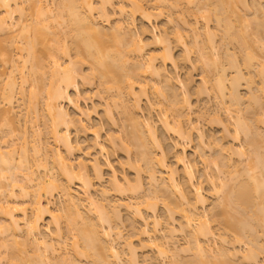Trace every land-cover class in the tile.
Masks as SVG:
<instances>
[{"label": "bare ground", "instance_id": "bare-ground-1", "mask_svg": "<svg viewBox=\"0 0 264 264\" xmlns=\"http://www.w3.org/2000/svg\"><path fill=\"white\" fill-rule=\"evenodd\" d=\"M119 1L0 0V213L4 217V221L0 219L3 221V223L0 221L1 241L4 242L0 241V248L3 247L5 250L7 247L11 248V250L7 249V252L4 251V255L8 253V258L3 254H0V258L11 260V262L7 260L9 264H80L79 260L83 258L81 256L84 258L86 256L87 259H89L88 257L92 259V262L90 261L92 264H122L121 251L119 252L117 246L123 236L120 230L121 210L125 209L133 210L134 215L142 222L140 228L137 226L135 228L132 225L133 235L124 243L127 248L123 243L121 244L127 250L128 261L127 259L126 261L130 264L138 263L136 257L139 249L144 250L152 245L160 258L162 256L167 258L168 255L172 257L170 259V256L168 257L170 260L168 264H262L264 258L259 261L260 254L257 255V252L263 251L262 246L264 245L260 246L262 242L260 241V244L258 242L260 237L257 236V227L261 228L260 231L264 234V146L259 145L264 141V135L262 136L263 140L261 136L259 138L258 129L255 130L254 126L252 125V127L248 123L251 121V117L246 120L245 115L248 116L252 113L251 108L255 104V108L262 104L261 107H258L260 110L264 109V60L260 59L261 61L256 62L259 65L256 66L259 70H255H258L256 74L257 76L259 74L260 81L258 82L261 86L256 87L257 94H255L252 90L255 87L251 88L254 80L250 78L253 77V72L250 71L256 64L252 65L254 59L252 60V55L246 53L250 52L249 50L245 51L247 47H242L245 57L243 68L246 67L249 70L247 72L252 75H248L250 81L246 78L249 105L242 108L246 99L239 91L241 82L239 79L243 80L245 77L242 65L236 61L237 58H235L236 62L234 61V55L230 58L227 48V55H223V57L225 56L226 59L229 57V61L225 60L228 62L227 65L233 62L231 67H234L235 75H232V81L228 79L231 81L228 83L229 87L226 86L227 69L224 65H227L221 62L222 56L219 54L221 44L219 46L218 42H215L214 32L216 31L209 25L213 19L212 14H214V21L221 31L218 30V27L215 28L222 32L221 36L225 38L226 44L235 40L240 42V39H242L241 42H245L244 35L248 37L249 31H244L243 28L250 29L252 19L254 22H260L257 25L252 21L255 24V29L251 33L254 34V38L256 37L254 43L264 53V19L258 21L254 17L256 14V16L262 14L264 18L262 13L264 7L261 6V0L253 1L255 4L257 3L256 5L252 4L257 9H255L256 7L251 8L252 2L250 3L249 0H216V2L215 0H203L204 2L197 0L199 4L202 1L201 6L198 2L193 6L194 0H185L189 1V3L184 1L187 6L192 4L189 8L194 9L197 6V12L203 10L204 13V10H207L204 16L201 13L203 17L200 14L206 22L203 27H198L196 19L194 20L196 22L182 20L181 25H178L182 28L175 27L174 29L178 30L171 33L174 36L169 33L167 35V30H162L164 33L157 32L149 35L147 26H153L154 16L161 15L164 6L167 5L171 9L177 8V3L181 0H152L150 7L145 6L141 0ZM210 6L209 10L212 11V14L211 11H208ZM160 7L162 8L160 9ZM261 8L262 11H260ZM253 10H257L259 13L254 11L255 13L252 15L251 11ZM229 14L234 16L232 19L238 20H235L236 22L245 23V25L240 23L242 25L238 28L243 30L237 32L238 26L235 27L234 23L236 22L230 19L231 15L229 17ZM113 16H117L115 24L113 23L114 25L112 24L109 29H111L112 37L116 39V42H120V38L124 41L123 38H125L128 43V51L125 47L126 54L125 49H111L107 45L93 41V35H101L105 29L97 19H104L108 25ZM247 17H251L249 18L251 20ZM137 18L142 20L143 25L141 29L134 31L132 26L135 25ZM248 21L249 23H247ZM182 30L190 32L192 49H195L198 55L196 61H200L204 73H207L206 70L211 71L212 66L216 69L213 68L214 71H217L215 72L216 78L212 80L214 83L211 84L213 89L217 90L216 94L218 93L219 99L221 98L219 100L221 103L216 111L211 112L212 118L208 116L210 118L208 121L218 123L222 128V136L217 143L206 140L205 134L197 126L198 122L195 124L191 119L193 104L189 100L188 94L189 88L194 82L191 70L195 68V64L191 59L193 57L190 56L191 46L189 47V43H186ZM70 35L80 40L76 44L74 54L65 43ZM249 35L251 34L249 33ZM221 43L222 46L225 45L223 42ZM175 45L182 49L180 57L174 55ZM147 48L155 49L154 53H147ZM250 54L252 53L250 52ZM130 55H133L134 58L132 56V59ZM261 55L264 57V54ZM225 61L224 63H226ZM179 67L190 71L183 77L173 75L172 73ZM85 68L88 73H85ZM95 75L101 77V85L108 94V100L104 104L103 120L92 124L91 115L94 113V109L84 108L77 104L72 96V91L79 93L80 85L90 83ZM144 77L153 82L151 85L153 94L159 99L162 98L161 102L166 101L165 97L167 98L168 95L170 101L166 102H170L171 107L164 110L157 107V104H161V102L160 100L157 103L152 101L148 94L150 82L144 80ZM29 80H32L31 86L35 89L45 91L43 111L47 120L44 124L48 128V134H51V137L64 148L65 153L71 155L78 147V144H74L70 139L71 130L92 134L93 141L88 147L91 150L88 153V159H78L75 163L76 160L68 159L60 149L53 152L50 150L49 143L42 141L40 126L35 127L41 116L37 102L33 101L37 93L33 90L29 100L24 99L27 91L26 84ZM208 80L206 76L202 77V84L195 87L196 91L194 89L195 94L200 96L204 93L208 94ZM176 86L183 91L182 98H179L180 96L175 90L178 88ZM208 89L210 88L208 87ZM227 89L228 91H226ZM258 91L261 92V95ZM18 94L20 97L17 98ZM227 98L230 102L227 101ZM19 100H23L24 103L18 104L21 111L15 112V107H17L15 104ZM64 102L72 106L74 113H70L63 106ZM227 102L230 105H227ZM255 108L253 107V111ZM156 109L159 112V124L163 131L174 135L175 141L172 142V150L175 153V160L173 165L167 161L168 154L164 148V142L159 136L156 123L153 120L152 113ZM113 110L119 111L123 115L124 121L128 122L130 129L128 128V131L126 129V136L129 139L127 142L132 143L137 151L138 159L136 160L139 164L135 162L136 160L134 161L136 164L131 163L133 160L130 162L129 159L127 162L128 167L135 171V183L126 175L119 176L108 159L104 162L101 161V157L107 154L108 149L115 150L118 145L125 152H129L127 143H124L125 145H122L121 142L118 143L117 137L113 133L106 135L105 141L100 140L103 124L115 125ZM145 111H148V114L144 116ZM219 111L223 112L224 119L221 118L223 115L219 114ZM168 112L175 116V119L170 120ZM254 113L257 115L258 112ZM254 113H252L253 116ZM262 113L264 112L262 111ZM262 113L260 112V115ZM260 115L254 116L255 118L252 116L254 118L252 119L258 121ZM203 116H206L205 112H201L198 117L202 120ZM226 118V121L231 122L234 126L232 132L225 122ZM249 119L250 121H248ZM261 120L258 123H264V116ZM29 124L33 126L31 134L28 131ZM194 133L199 142V158L205 165L210 163L208 160L210 156H207L206 153L207 149L212 145H217V155H214L210 164L216 167L215 170L218 173L206 175V181L214 193L213 197L215 194L218 195L217 199L215 197L217 201L214 199L215 203H209L208 196L203 193L202 186L194 183L193 170L187 160L185 148L180 144V142L190 140ZM229 138L235 142L240 141L241 145L243 141H246L248 150L251 152H249L250 155L243 150V145L230 144L227 141ZM242 139L243 141H241ZM50 162L59 171L57 175L59 173L60 178L51 175V170L48 169ZM140 162L144 164V167ZM34 167L43 170L44 175H36ZM52 167L54 168V166ZM105 167L111 173V190L121 194L120 196L130 193L132 197L139 196L145 190L142 191V175H140L144 168L152 191L149 189L147 197L144 193L136 205L142 203L140 207L144 206V210L150 213L156 211L158 201H163L161 205L163 204L162 208L166 218L164 228H160L161 220L155 216L156 212L148 215L152 218L153 228H150V222L142 212L143 208L140 209L133 204L134 202L121 200L114 204L109 201L97 204L91 194V189L94 180L99 182L104 180ZM219 174H221V178L224 174L226 175L223 176L224 179L227 176L230 179L228 177V180L221 179ZM239 178L242 180L238 181ZM74 182H77L85 193L83 200L89 205L88 214H91L90 216L87 213L85 215V210L81 209L83 200L71 192L69 184ZM56 190H59L61 196L64 197L65 205L55 211L52 208L51 199L54 196L53 191ZM220 193L224 195L221 196ZM103 195H106V190L103 191ZM172 197H176V200ZM155 200H157V204ZM214 211L217 212V216L218 213L222 216V220L220 218L221 226L224 225L222 228L227 235L232 234L230 235L232 241L226 238V234L217 235L213 231L214 229L210 226V215ZM92 212H95L93 214H95L96 220L91 217ZM62 217L67 220L68 229L72 230L69 231L75 232L73 237L75 239L72 238L71 242L72 252H74L72 254L74 257L70 256L71 260L66 256L69 255L68 251L63 254L66 250H62L67 246H65V236L61 230ZM117 222L120 224L118 225ZM180 232H186L191 239H187L188 244L186 243L185 248L190 252L191 248L194 249V255H191L192 259L187 257L188 259L184 260L182 257L183 260H180L181 252L179 253L178 250L180 247L177 248L176 239H174ZM259 234L261 235V233ZM76 236L83 242V248L80 247V241ZM133 237L136 239L133 240ZM216 237L220 238L221 245L219 247H213L209 242L212 239L214 241ZM8 239L10 241L7 244ZM243 239L249 240V242L244 240L245 249L238 247ZM16 244L21 247L14 248L17 247ZM190 244L192 245L190 246ZM254 247L259 250L256 251ZM181 249L183 250V248ZM17 251L19 253L21 251L20 255L16 254ZM260 253L262 252L260 251ZM9 256L13 259H10ZM162 264H164L163 261Z\"/></svg>", "mask_w": 264, "mask_h": 264}, {"label": "rangeland", "instance_id": "rangeland-1", "mask_svg": "<svg viewBox=\"0 0 264 264\" xmlns=\"http://www.w3.org/2000/svg\"><path fill=\"white\" fill-rule=\"evenodd\" d=\"M24 1V0H23ZM117 2L119 1V0H116ZM185 0H181L180 2H178L177 3V8H168V6L166 5V6H164V7H167V8H164L163 6V8L162 7H160V9L162 8V10L163 11H161L162 13H161V15H159V16H154V18H153V26H150V25H148L147 26V29H148V34L149 35H153L154 33H157V32H160V33H164V32H162V30H167V35H173V34H171V33H174L175 32V30H178V29H181L182 27L181 26H179L178 27V25L180 24L181 25V23H182V20H187L188 22H198V24L197 25H199L198 27H203L204 25H205V22L206 21H204L205 20V18L203 19L202 17L205 15V11H207V10H204V13L202 12V11H199V12H197L196 11V8H197V10H198V7L197 6H195L196 8H189L190 7V5L192 6V4H190V5H188L187 6V4H185V2H188L189 3V1H185ZM195 2H193V6H194V3L196 4V2H198L197 0H194ZM203 1V0H202ZM202 1H200V4L202 3ZM250 1V3H251V5L253 4H255L253 1L254 0H249ZM259 1V0H258ZM263 1L264 0H261L260 1V3H262L261 4V6L262 7H264V3H263ZM120 2V1H119ZM141 2L145 5V6H147V7H150L151 5H152V0H141ZM174 2V1H173ZM204 2V1H203ZM215 2H216V0H215ZM198 4H199V2H198ZM199 4V5H200ZM257 4V3H256ZM255 4V5H256ZM197 5V4H196ZM253 5H252V9L253 8H255L256 6H254L253 7ZM188 7V9H190V10H188L187 9V7ZM201 6V5H200ZM199 6V7H200ZM258 6V5H257ZM214 7V6H213ZM259 7V6H258ZM201 8V7H200ZM187 9V10H186ZM209 9H211V6L208 8V11H211V10H209ZM255 9H257V7L255 8ZM264 9V8H263ZM183 10V11H182ZM199 10H201V9H199ZM213 10V9H212ZM255 10H253V11H251V14H252V12H253V14L252 15H254V13L257 11H255ZM260 11H262V8L260 9ZM183 12V13H182ZM203 14V16H202V14ZM206 13H208V12H206ZM211 14H212V11L210 12ZM214 13V12H213ZM256 13H259V11H257ZM263 14H264V10H263V12H262ZM200 14H201V16H200ZM209 14V13H208ZM207 14V15H208ZM206 15V16H207ZM210 15V14H209ZM214 14H212V20L209 22V25H210V27H212L211 29H213L214 31H216V32H214L215 33V35H216V37H215V42H218V45L220 46V44H221V47H219V54H220V56H222L221 57V59L223 60V58H224V60L222 61L221 60V62H223V64H226L227 65V61H225V60H228L229 59V57H227L228 59H226V57L224 56L223 57V55H227V53H226V49L228 48V50H229V56H230V58L234 55V61H235V58H237L236 59V61L237 62H239L238 64L239 65H242L241 66V68H243V62H244V50H243V52H242V47H247V49H245V51L246 50H249L252 54H250V52H246L248 55H252L251 56V58H252V60H253V64L252 65H255L253 68H251L252 70L250 71V72H253L252 74H253V77H250L251 79L253 78V80H254V84L253 85H251V88L252 87H255V88H252V90H253V92H255V94H257V90H255L256 89V87L258 88V87H260L261 85H260V82H258V81H260L259 79V74H258V76H257V74L256 73H258V70H259V68L258 67H256L257 65H258V63H256V62H258L260 59L263 61L264 60V57H263V55H261V54H264V53H262L263 51H261V49L258 47V45H256L255 43H254V39L256 38H254V34L252 35V33L251 32H253V29H255L254 27H255V24H253L252 23V21L254 22V20L252 19V21H250V24L252 25H250V29L247 27V28H243V29H245L244 31H246L247 30V32H248V37L246 36V35H244V37H245V42H241V40L242 39H240V42H236V40L235 41H232V42H227L228 43V45H227V43L225 44V38L223 37V36H221V35H223L222 34V32H219V31H221L220 29H219V27L217 26V24L215 23V21H214V19H215V17L213 16ZM230 15H231V17H230ZM252 15H250V16H252ZM257 15V14H256ZM254 16L256 19L255 20H263L264 18L262 17V14H258V16ZM211 16V15H210ZM117 16H113V17H111V21L109 22V24L107 25L106 23V21L104 20V19H100V18H98L97 20H98V22L100 23V25L101 26H103V27H105V29H104V33L103 34H101V35H93V41H95V42H97V43H102V44H104V45H107V46H109L111 49H114V48H118V49H121V50H123V49H125V47H126V49H127V51H128V43L125 41V38H123L124 39V41L120 38V40L122 41V43H121V41L120 42H116L115 40L116 39H114L113 37H112V34H111V29H109V27L111 28V26H112V24L114 23L115 24V18H116ZM229 17H230V19L231 20H233L234 22H236V21H238V20H236V19H232V18H234V16L232 17V14H229ZM262 17V18H261ZM172 19V20H170V19ZM248 18V17H247ZM249 18H251V17H249ZM248 18V19H249ZM252 18H253V16H252ZM196 19V21H194ZM198 19V20H197ZM169 20V21H168ZM236 20V21H235ZM249 20H251V19H249ZM170 21H172L171 23H170ZM241 21V20H240ZM204 22V23H203ZM256 22V21H255ZM254 22V23H255ZM233 23V22H232ZM240 23H242V24H244L245 25V23H243V22H240ZM240 23H238V22H236V23H234V25H235V27H236V25L238 26L237 27V29L238 28H240V26L242 25V24H240ZM247 23H249V21L247 22ZM246 23V24H247ZM257 23V25H259V23L260 22H256ZM103 24V25H102ZM113 24V25H114ZM142 25H143V23H142V20L140 19V18H137V19H135V25H133L132 26V29L135 31V30H139V29H141L142 28ZM212 25V26H211ZM154 26H155V28H154ZM247 26V25H246ZM175 27H178V29L176 28V29H174ZM181 27V28H180ZM215 27H218V30H217V28H215ZM245 27V26H244ZM257 27V26H256ZM235 29V28H234ZM243 29H241V30H243ZM132 30V31H133ZM202 30V29H201ZM240 29H238V31L235 29V31H237V32H239V31H241ZM257 30V29H256ZM256 30H254V32H256ZM184 30H182V33H183V36H184V38H185V41H186V43L188 44L189 43V47H190V49L192 50L191 51V54H190V56L191 57H193V58H191V59H193L192 61L194 62V64H195V68H193L192 70H191V77L193 78V84H191V86H190V88H189V94H188V98H189V100L192 102V104H193V112H192V114H191V119L193 120V122L196 124L197 122V126H199V128H201V130L203 131V133L205 134V136H206V140H211V141H214V142H218L220 139H221V136H222V128H221V126L218 124V123H214V122H210V120L208 121V119H210L208 116H212L213 114L211 113V112H213L214 110L216 111V109L217 108H219V104L221 103V102H219V100H221V98L219 99V95H218V93L216 94V91L213 89V83H214V81H212L213 80V78L215 79L216 78V76H215V72H217V71H214V67L212 66L211 68V71L209 70H206L207 71V73L205 72L204 73V71H203V67H202V64L200 63V61L198 60V61H196V59H198V55H197V51H195V49L193 50L192 49V45H191V43H192V39H191V37H190V32L189 31H184ZM202 32H203V30H202ZM243 32V31H242ZM241 32V33H242ZM169 33V34H168ZM240 33V34H241ZM249 33L251 34V35H249ZM243 35V34H242ZM174 36V35H173ZM173 36H170V37H173ZM223 37V38H222ZM183 38V39H184ZM223 39V41H222V39ZM128 39V38H127ZM74 41V42H73ZM80 40L79 39H75V38H73L71 35L69 36V37H67V39H66V41H65V43H66V45H67V47H69L70 48V50L72 51V53L74 54V49H75V47H76V44L79 42ZM127 41H129V40H127ZM220 41V42H219ZM229 41V40H228ZM246 41H247V44H245L246 43ZM73 42V43H72ZM221 42H223V44H225V45H223L222 46V43ZM230 43V44H229ZM240 43H241V45H240ZM126 45V46H125ZM247 45V46H246ZM193 48H194V46H193ZM126 49L124 50V52L126 51ZM228 50H227V52H228ZM147 53H151V54H153L154 53V51H155V49H153V48H147ZM127 52H125V54H126ZM225 53V54H224ZM182 54V49H181V47L180 46H174V55L176 56V57H180V55ZM247 54H245L246 56H247ZM254 54V55H253ZM261 56H260V55ZM236 55V56H235ZM131 56V58H132V56L133 55H130ZM214 56V55H213ZM255 58H254V57ZM197 57V58H196ZM263 57V58H262ZM133 58H134V56H133ZM132 58V59H133ZM136 59V58H135ZM260 60V61H261ZM133 61V60H132ZM224 61L226 62V63H224ZM229 61V60H228ZM235 61V62H236ZM230 62H231V60H230ZM234 62V63H235ZM264 62V61H263ZM233 63V62H232ZM232 63H230V64H228V65H230V66H225L224 65V67H226L225 69H227V71H226V81H225V83H227L226 84V86H228L229 87V85L230 84H228L229 82H231L232 80H231V78L233 77L232 75L234 74L235 75V71H234V67L232 68L231 67V65H232ZM233 66V65H232ZM259 66V65H258ZM214 68V69H213ZM86 69V71H85V73H88V71H87V68H85ZM255 69H258V70H255ZM216 70V69H215ZM243 70V73H245L244 75H245V77H244V75H243V80H242V78H240L239 80L241 81L239 84V91L242 93L241 95H243V98L245 99V97H246V99H247V97H248V93H249V91H248V87H247V82L248 81H250L251 79L249 78V76H252V75H250L251 73H248L249 72V70L245 67V68H243L242 69ZM190 70H188V69H186V68H183V67H179L178 68V70H176L175 72H173L172 74L173 75H180L181 77H183L184 75H185V73H187V72H189ZM248 71V72H247ZM234 72V73H233ZM248 73V74H247ZM247 75V76H246ZM249 75V76H248ZM206 76V78H207V80L209 79V80H211V81H209L208 80V85L206 84V87L208 86L210 89H208V87H207V90H209L208 91V94L207 93H204L203 95H198V94H195V91H196V89H195V87L197 86L198 87V85L199 84H202L201 83V79H202V77H205ZM215 76V77H214ZM229 76V77H228ZM235 77V76H234ZM246 78H247V80H248V78L250 79V80H246ZM228 79H230L231 81H229ZM144 80H148V82H150V80L148 79V78H146V77H144ZM239 80H238V82H239ZM237 82V83H238ZM210 83V84H209ZM212 83V84H211ZM33 84V82H32V80H29L28 81V83L26 84V88H27V91H26V93H25V97H24V99H27V100H29V98H30V96L32 95V91L34 90L37 94H36V98H35V100H33L34 102L36 101L37 102V108H39L40 109V114H41V116H40V118H39V120H38V122H36L37 123V125L35 126V124H32V125H34L35 127H38V126H40V129H41V137H42V141H44V142H47V143H49L48 145H49V147H50V150H53V152H54V150H56V149H60V151L68 158V159H74V160H76V162L75 163H77V160L78 159H84V160H86V159H88L89 158V156H88V153L91 151L88 147L92 144V141H93V136H92V134L90 133V132H87V133H79V132H76V131H74V130H71L70 131V139L72 140V142L74 143V144H78V147L74 150V152H73V154H71V155H68L67 153H65V151H64V148L61 146V145H59L52 137H51V134L49 135L48 133H49V131H48V128H47V126L44 124V122L47 120V117H46V115H45V112L43 111V109H44V101H45V96H46V94H45V91L44 90H42V89H35V87H33V86H31ZM153 84V82H150V84L148 85L149 87H148V94L150 95V98L152 99V101H154L155 103H157V101H159L160 100V102H161V100H163L162 98L161 99H159V98H157L154 94H153V90H152V88H151V85ZM249 84V83H248ZM200 86V85H199ZM211 86V87H210ZM176 87H178V86H176ZM180 87H178V88H175V90H176V92H177V94H179L178 96H180L179 98H182L183 97V95H184V93H182L183 91H181L180 89H179ZM213 90H212V89ZM194 89H195V91H194ZM229 89V88H228ZM228 89L226 90V91H228ZM179 92V93H178ZM258 93L260 94L261 92H259L258 91ZM205 94H207V95H205ZM228 94V93H227ZM258 94V95H259ZM198 95V96H197ZM261 95V94H260ZM72 96H73V98H74V100H75V102L77 103V104H79L80 106H82V107H84V108H93L94 109V113L91 115V123L92 124H97L99 121H102L103 120V118H102V116H103V109H104V104H105V102H107V100H108V94H107V92L104 90V88H103V86L101 85V77L100 76H98V75H95V77H94V79H93V81H91L90 83H86V84H84V85H80V88H79V93H74L73 91H72ZM200 96V97H199ZM245 96V97H244ZM18 97H20V94H18L17 95V98ZM185 97V96H184ZM228 99V98H227ZM244 100V104H242V105H244V107L242 106V108H245L247 105H249V102H247V101H249L248 99L247 100ZM165 100L166 101H168L169 100V98H168V95H167V98L165 97ZM166 101H162L161 102V104H157V107L158 108H161V110H164L165 108H168L170 105V102L168 103V102H166ZM170 101V100H169ZM227 101H229V99L227 100ZM164 102V103H163ZM230 102V101H229ZM229 102H227V105H230V103ZM21 103H24V101L23 100H19L16 104H15V106H17V107H15V109L16 110H14L15 112H20L21 111V108H19L18 107V104H21ZM163 103V104H162ZM161 105V106H160ZM246 105V106H245ZM256 105V104H255ZM253 106L254 108L256 107V106ZM262 105V104H261ZM261 105L259 106V105H257V108H255V109H257V110H255L254 109V111H253V107L251 108L252 109V113H254L255 111H256V113H257V115H255V113H254V116H258V115H260V112L262 113V111L264 112V109H262L261 108V110H260V108L259 107H261ZM63 106L70 112V113H74V109L72 108V106L71 105H69L68 103H63ZM259 106V107H258ZM171 107V106H170ZM264 107V106H263ZM18 108V109H17ZM157 108V109H158ZM259 108V109H258ZM154 110L153 111V113H152V115H153V120L155 121V123H156V126H157V131H158V134H159V136L162 138V140H163V142H164V148H165V150H166V152H167V154H168V156H167V161L171 164L172 163V165L174 164V160H175V158H174V150H172V142L173 141H175L174 140V135H171V134H168V133H165L164 131H163V129L161 128V126H160V124H159V119H160V116H159V112H158V110ZM20 110V111H19ZM201 112H205L206 113V116L204 117H202V120H200L199 119V114L201 113ZM252 113H250V114H248V116H247V114L245 115V118H246V120H247V118L248 117H251L250 119H251V121H250V119L248 120V121H250V122H248V123H250V125L252 126H254V129L255 130H257L259 133H260V135H259V138H260V136H261V138H262V136L264 135V123H262V122H260V123H258V121L259 120H261V119H263V116H264V113H262L261 115H260V117H259V120L257 121V119H255V120H253L255 117L253 116V114ZM113 114H114V118H115V120H116V122H115V125L114 126H108L107 124H103V128H102V130H101V137H100V140H102V141H105L106 140V135H108V134H114L116 137H117V141H118V143L119 142H121L122 143V145L125 143H127V147H129L128 149V153L127 152H125L123 149H122V147L120 146L119 147V145H118V148L117 147H115L116 149L115 150H112V149H108V151H107V154H105V156H102L101 157V161L102 162H104L106 159H108L110 162H111V164L113 165V167H114V169L116 170V172H117V174L119 175V176H122V175H126L127 176V178H129L131 181H133L134 182V180L136 179V174H135V171H134V169H132V168H129L128 167V165H127V162H128V159L130 160V162H131V160H133L131 163H133L136 159H138V155L136 156V149H135V147H134V145L132 144V143H130V142H127V134H126V132L128 131V128H129V126H128V122L126 123L125 121H124V117H123V115L122 114H120L119 113V111H116V110H113ZM148 114V111H145V114H144V116L145 115H147ZM210 114V115H209ZM212 114V115H211ZM219 114H221V115H223V112L221 111H219ZM220 115V116H221ZM168 116H169V119L170 120H173V119H175L174 117L175 116H173L170 112H168ZM247 116V117H246ZM254 118H253V117ZM198 117V118H197ZM207 117V118H206ZM226 117V116H225ZM212 118V117H211ZM222 119H224V115L221 117ZM253 118V119H252ZM205 119H207V120H205ZM199 120V121H198ZM227 120V118L225 119V122L228 124V126H229V130L232 132L233 131V128H234V126L231 124V122H227L226 121ZM254 121H256V122H254ZM262 121V120H261ZM264 122V121H263ZM252 123V124H251ZM29 126V129H28V131H29V133L30 132H32V128H33V126H31V124H29L28 125ZM31 126V127H30ZM252 126V127H253ZM257 128V129H256ZM126 129H127V131H126ZM130 129V128H129ZM31 134V133H30ZM263 138H264V136H263ZM263 138H262V140H263ZM244 139V138H243ZM243 139L241 140V141H243ZM257 140H258V138H256ZM129 140V139H128ZM226 141V140H225ZM227 141L228 142H230V144L232 143V144H235V146H240L241 145V142L240 141H232V138H229V140L227 139ZM246 141H243L242 142V145H243V150L244 151H246V153H248L249 154V152H250V150H248L249 149V147L247 146V143H245ZM258 142V141H257ZM259 142H260V140H259ZM258 142V143H259ZM18 143L20 144V142L18 141ZM129 143V144H128ZM124 144V145H125ZM132 144V145H131ZM180 144L185 148V154H186V157H187V160H188V162H189V164L191 165V168H192V170H193V173H194V183L195 184H200L201 186H202V188H203V193L204 194H206V196H208V199H209V203H211V202H214L215 203V201H214V199H215V197L216 196H218V195H216L215 194V197H213L214 196V193H213V191H211L212 189L210 188V185L207 183V181H206V175H209V174H211V175H215V174H217L218 173V171L216 172V170H215V168L216 167H213L212 166V164H210L211 163V159H213L214 158V155H217V145H212L210 148H211V150H210V148H208L207 149V151H206V153H207V156H210V158L208 159L209 160V162L210 163H208L207 165H205L204 163H202V161H201V159L199 158V155H200V151H199V142H198V139H197V135L194 133V134H192V136L190 137V140H188V141H186V142H180ZM240 144V145H239ZM241 145V146H242ZM259 145H261V146H264V141H262V143L261 144H259ZM258 146V145H257ZM260 146V148H262ZM125 147V146H124ZM259 147V146H258ZM198 151H199V153H198ZM263 151H264V149H263ZM251 153V152H250ZM31 154H33V153H31ZM250 155V154H249ZM32 156V155H31ZM51 156V155H50ZM216 158H217V156H216ZM30 159H32V157H30ZM136 163H138L137 162V160L135 161ZM133 163V164H136V163ZM213 163V162H212ZM139 164V163H138ZM140 164L142 165V167H144V164L142 163V162H140ZM52 166H54V168L52 167ZM53 168V169H52ZM48 169H49V171L52 173L51 175H56L55 177H59L60 178V176H59V173H58V175H57V172H59L58 170H57V168L55 167V165H53L51 162H50V164H48ZM34 170H35V173H36V175L37 174H39V175H44V173H43V170H40V169H37V168H35L34 167ZM55 170V171H54ZM143 171V172H142ZM142 171H141V174L140 175H142V177H141V181H142V193H140L139 194V196H137L136 195V197L134 196V197H132V195L130 194V193H125L124 194V196L122 195V196H120L117 192H115V191H113V190H111L112 188H111V186H110V178H111V173H110V170H108L106 167L104 168V180L102 181V182H99V181H97V180H94V185H93V187H92V189H91V194H92V196L94 197V199L96 200V202H97V204H102L103 202H105V203H107V201H109L110 203H112V204H114L115 202H117V201H121V200H124V201H128V202H130L131 201V203H133V204H135L136 205V202L138 201H140L141 199V197H142V195H144V193H145V195H146V197L149 195V189H151L150 188V184H148V177H147V175L145 174L146 172H144L145 170H144V168H142ZM49 172V173H50ZM91 172V171H90ZM38 175V176H39ZM221 174H219L218 176L221 178V176H220ZM217 176V175H216ZM223 176H226V175H224L223 174ZM222 176V178L224 179V177ZM228 177V176H227ZM227 177L224 179V180H228L227 179ZM241 177V176H240ZM221 178V179H222ZM229 178V177H228ZM242 178H243V176H242ZM230 179V178H229ZM240 180H242V179H240L239 178V180L238 181H240ZM136 181V180H135ZM218 182V181H217ZM135 183V182H134ZM64 184H65V182H64ZM69 186L71 187V192H73L75 195H78V197L79 198H81L82 200H83V198L85 197V193L83 192V190L79 187V184L77 183V182H74V183H72V184H69ZM211 189V190H210ZM104 190H106V195H103V191ZM151 191H152V189H151ZM150 191V192H151ZM54 193V196H53V198L51 199V202H52V208L53 209H55V211H56V209H59L61 206H63V205H65V201H64V197L63 196H61V193H59V190H56V191H53ZM152 193V192H151ZM150 193V194H151ZM221 194V193H220ZM153 195V194H152ZM224 194H221V196H223ZM163 196V195H162ZM137 198V199H136ZM161 198H163V197H161ZM173 198V197H172ZM176 197H174L173 199H175ZM218 197H216V199H217ZM143 199V198H142ZM145 199V198H144ZM215 199V200H216ZM154 200V199H153ZM162 200V199H161ZM176 200V199H175ZM178 200V199H177ZM213 200V201H212ZM144 201V200H143ZM157 200H155V202H156ZM217 201V200H216ZM153 202V201H152ZM163 202V201H162ZM161 201H158V205L156 206L157 208H156V211H152L154 214H155V212H156V214H155V216H158L159 217V219L161 220V226H160V228H164L165 227V224H166V218H165V215H164V209L162 208L163 206V204L161 205V203H162ZM83 205V208H81L83 211L85 210V215H87L88 213H89V205H88V203L85 201V200H83L82 202H81ZM178 203V202H177ZM138 204V203H137ZM156 204H157V202H156ZM142 205V203L140 204V205H136V206H138L140 209H142V212L145 214V216L148 218V221L150 222V228H153V225H152V218L151 217H149L148 215L149 214H152V212H146V210H144L145 209V207L144 206H142V208L140 207ZM135 207V206H134ZM63 208V207H62ZM91 208V207H90ZM210 208V207H209ZM122 209V208H121ZM92 210V209H91ZM108 210H109V207H108ZM62 212V211H61ZM91 212V211H90ZM110 212V211H109ZM134 211L132 210H125V209H122L121 210V224L120 223H118V225L120 224V230H121V232H122V234H123V236L121 237L122 239L121 240H119V247L117 246V248L119 249V252H120V254H121V258L123 259L122 260V264H130L129 262H127L128 261V253H126L127 252V250H125L127 247H126V245L124 244L132 235H133V227H132V225L133 226H135V228H136V226L138 227V228H140L141 227V225H142V222L137 218V216L136 215H134V213H133ZM59 213V212H58ZM63 213H64V211H63ZM83 213V212H82ZM87 213V214H86ZM93 213H95V212H92V216L91 217H94V215L95 214H93ZM214 213H215V211H214ZM213 212L211 213V215H210V217H211V223H210V226L212 227V229H214L213 231L215 232V234H217V235H225L226 234V238L227 239H229V240H231L232 238H231V236L230 235H232L230 232H228V233H230V234H228L227 235V233H225L223 230V228L222 227H224V225L222 224V226H221V220H222V216H220L219 215V213H218V216H217V212L215 213L216 214V216H214L215 214H214ZM1 214V213H0ZM65 215H66V213H64ZM62 215V214H61ZM64 215V216H65ZM91 214H88V216H90ZM3 215L1 214L0 215V219L1 220H3V218L4 217H2ZM63 216V215H62ZM67 216V215H66ZM65 216V217H66ZM2 217V218H1ZM65 217H62L63 219H62V221H61V226H62V233H63V236H65L64 238H65V246H66V248L65 249H62L63 251L64 250H66V251H64V253H63V251L61 250V252L63 253V254H66V252H67V254H69V255H66L67 257H69V260H71L72 259V257H74V255H72L74 252H72V250H73V248H72V246H71V242H72V240L73 239H75V238H73L74 237V235H75V232L73 233H71L70 231H72V230H70V229H68V226H67V220L65 219ZM86 217V216H85ZM91 217H89V218H91ZM96 217V216H95ZM94 217V219L93 218H91V219H93V220H96V218ZM178 217V216H177ZM209 217V218H210ZM67 218V217H66ZM220 218H221V220H220ZM0 220V221H1ZM210 220V219H209ZM4 221V220H3ZM3 221H1L2 223H3ZM0 222V223H1ZM223 223V222H222ZM70 228V227H69ZM53 229V228H52ZM70 230V231H69ZM158 230H159V227H158ZM257 236H259L260 238L258 239V242H259V244H260V246L261 245H264V234H262V232L260 231L261 230V228H259V227H257ZM260 231V232H259ZM53 232H54V230H53ZM223 232V233H222ZM188 233V232H187ZM259 233H261V235H263V236H261ZM189 234V233H188ZM73 235V236H72ZM67 237V238H66ZM77 237V236H76ZM114 237H115V235H114ZM2 238L4 239V237L2 236ZM73 238V239H72ZM78 238V237H77ZM124 238V239H123ZM190 237H189V235H187L186 234V232H184V233H177V235L175 236V238L174 239H176V245H177V248H183V250L181 251L180 250V248L178 249L179 250V253H180V255H179V257H180V260L182 259V257L184 258V260H185V258H190V259H192L191 258V255L193 256L194 255V252H193V250L194 249H192L190 246L192 245V244H190V246H188V248L190 247L191 248V252L190 251H188V250H186V246H187V239L188 240H191V239H189ZM19 239V238H18ZM24 239V238H23ZM79 239V244H80V247L81 248H83V242H81V239L80 238H78ZM78 239H76V240H78ZM126 239V240H125ZM133 240H135L136 238L135 237H133L132 238ZM220 239V238H219ZM218 239V237H216V239L214 240V241H209L210 242V244H212L211 246H216V247H219V245H221L220 244V240ZM247 239V238H246ZM246 239H243L242 241V245L241 244H238V247L239 248H244L245 249V246H244V243H245V241H246ZM262 239V240H261ZM19 240H21V238L19 239ZM18 240V241H19ZM123 240H125V241H123ZM245 240V241H244ZM0 241H1V233H0ZM3 241H5V240H3ZM8 241H10L9 239L7 240V244L9 243ZM120 241H121V243H120ZM187 241V242H186ZM232 241V240H231ZM248 242H249V240H247ZM246 241V242H247ZM261 241V242H260ZM2 242V241H1ZM20 242V241H19ZM208 242V243H209ZM213 242V243H212ZM2 243H4V242H2ZM1 243V244H2ZM21 243V242H20ZM124 244V246L126 247L125 249H124V247H123V245H121V244ZM187 243V244H186ZM7 244H6V246H7ZM15 244V243H14ZM215 244V245H214ZM4 245V244H3ZM12 245H13V243H12ZM17 245V244H16ZM15 245V246H16ZM8 246H11V245H8ZM14 246V245H13ZM13 246H11V247H13ZM258 246V245H257ZM1 247V246H0ZM21 247V245L18 247V245H17V247H14V248H20ZM215 247V248H216ZM10 247H7V249H9ZM13 248V249H14ZM254 248H256V247H254ZM262 248H264V246H262ZM3 249V250H2ZM7 249L5 250L3 247L2 248H0V254H3L4 255V251H6L7 252ZM16 249V250H17ZM10 250H11V248H10ZM20 250V249H19ZM256 251H258L259 249H255ZM3 251V252H2ZM260 251L262 252V253H260ZM2 252V253H1ZM122 252H125L126 253V255H125V253H122ZM172 252V251H171ZM178 252V251H177ZM264 250L262 251V250H259V252H257V255H259L260 254V256H258L259 257V261H261L260 259H262V258H264ZM11 253V252H10ZM20 253H21V251H20ZM20 253L17 251L16 252V254H19L20 255ZM259 253V254H258ZM12 254V257H13V255H14V251H13V253H11ZM23 255H24V253H22ZM123 254V255H122ZM158 254V252L156 251V249H154L153 248V245H152V247H147V248H145L144 250H138V253H137V261L136 262H138V263H136V264H162V261H163V263L164 264H166V262H167V264L169 263V259L170 258H172L170 255H168V257H169V259H168V257L166 258V257H164V256H162L161 258H160V256H159V254ZM168 254H170V253H168ZM172 254V256H173V252L171 253ZM4 256H7V258H8V253H6ZM70 256H72L71 258H70ZM127 256V257H126ZM11 257V258H12ZM15 257V256H14ZM19 257V256H18ZM18 257H16L17 259H18ZM83 257V258H82ZM176 257V256H175ZM5 258V257H4ZM9 258H10V256H9ZM10 258V259H11ZM80 258V257H79ZM81 258L82 259H78L79 260V262H81L80 264H82V262H83V264H92L91 262H92V259H90V257H88L89 259H87L86 258V256H85V258H84V256H81ZM163 258H165V259H163ZM177 258H178V256H177ZM187 258V259H188ZM13 259V258H12ZM75 259V258H74ZM73 259V260H74ZM85 259H87V260H85ZM126 259H127V261H126ZM163 259V260H162ZM168 259V260H167ZM7 260L8 259H6L5 258V260L4 259H2V258H0V264H7L8 262H7ZM15 261H17L16 259H14ZM13 260V261H14ZM19 260V259H18ZM56 260V259H55ZM54 260V261H55ZM173 260V259H172ZM183 260V259H182ZM5 261V262H4ZM8 261H10L11 262V260H8ZM14 261V262H15ZM91 261V262H90ZM264 261V259L262 260V262ZM78 262V263H79ZM90 262V263H89ZM9 264V263H8ZM262 264H264V262L262 263Z\"/></svg>", "mask_w": 264, "mask_h": 264}]
</instances>
